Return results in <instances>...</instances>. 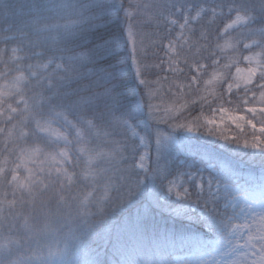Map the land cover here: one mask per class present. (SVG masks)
<instances>
[{"label":"snow or ice","instance_id":"1","mask_svg":"<svg viewBox=\"0 0 264 264\" xmlns=\"http://www.w3.org/2000/svg\"><path fill=\"white\" fill-rule=\"evenodd\" d=\"M142 29H153L150 48ZM221 41L229 42L231 57ZM242 61L243 70L237 66ZM0 65V80L6 81L0 86V123L10 125L0 128L8 138L0 150V264H54L51 251L44 257L34 249L63 233L69 220L77 225L76 253L59 264H104L85 252L97 217L130 202L148 180L224 225L219 176L180 174L184 179L176 186L162 165H145L140 155L153 130L159 148L162 124L216 134L208 127L214 119L188 121L184 111L167 108L161 114L153 101L154 86L162 81L169 84L166 95L177 102L188 96L201 112L204 105L220 112L222 121L226 105L246 112L227 115L237 135H220L236 150L244 135L242 149L251 150L245 154L258 156L264 168V0H0ZM214 83L216 91L200 95L201 85ZM133 127H142L148 144L128 136ZM82 143L91 147L78 148ZM106 185L114 195L98 198ZM259 198L264 225V183ZM257 245L259 259L251 264H264V227L255 235L249 229L243 247ZM169 256L162 251L153 264H238Z\"/></svg>","mask_w":264,"mask_h":264},{"label":"trees","instance_id":"2","mask_svg":"<svg viewBox=\"0 0 264 264\" xmlns=\"http://www.w3.org/2000/svg\"><path fill=\"white\" fill-rule=\"evenodd\" d=\"M145 2V0H140ZM148 3L153 0H147ZM147 16L143 22H147ZM217 24H221L217 21ZM144 35V47L150 48L153 42V29H142ZM151 55V53H149ZM224 55L231 56L229 52ZM149 79H154L150 77ZM157 85L154 86V90ZM135 84L133 83V88ZM209 89V87H208ZM205 92V88L201 87L200 95L206 96L209 91H216L215 83L210 90ZM156 91H154L155 94ZM170 97H167L169 100ZM198 99V98H197ZM211 99V97H209ZM155 101V100H154ZM178 111H184V116L191 121L196 116L200 118L209 112L206 105L203 106L201 112L200 104H193L188 96H182L177 102V98L171 103ZM184 106V107H182ZM187 108V111H185ZM161 114H163L161 112ZM2 119V118H0ZM69 119H71L69 117ZM10 127L0 123V128ZM140 132H144L138 128ZM160 130L171 136L169 141L161 142L157 148L155 131L150 142V164L152 160L162 165L167 174L170 176L180 158H197L203 161L213 162L221 169L228 170L248 184L264 183V168L261 167L259 157L255 160L250 159V153L243 150L242 147L236 150V144L225 141L223 138L205 133L204 128L199 132L193 131L188 133L183 129L169 130L165 125H160ZM238 134L234 132L232 136ZM71 139V137H69ZM241 140V138H240ZM8 143V138L4 134H0V150ZM87 149L91 147L87 143H82L78 148ZM249 154H245V153ZM87 155V153H85ZM149 164V165H150ZM159 186L154 185L151 180L146 181L142 191L138 192L130 202L109 211L104 217L99 219L93 225L92 236L87 242L85 252L89 259L96 261L97 258L104 264H139L136 259L139 257L135 253V248L139 245L141 248L145 245L154 249L161 248L162 251L167 250L170 254L180 251L182 243L190 245L197 243L206 237L221 235L227 228L228 221L225 217L224 225H216L213 221L204 215L199 218L194 212H189V201H176L168 208L176 206V215L161 210L163 204L158 201L157 193ZM113 194V193H112ZM88 195V193H84ZM188 203V204H187ZM148 209V211H146ZM188 211L191 218H188L185 212ZM185 214V215H184ZM87 219V218H86ZM83 220L80 224H83ZM77 225L69 220L64 227L63 233L53 234L45 239L42 248L34 249L38 253H42L46 257V253L51 248H63L68 256L73 257L76 253L77 241L72 235ZM62 241H65L63 243ZM157 242V243H154ZM175 242V249L170 245ZM51 247V248H50ZM74 251V254L72 253ZM151 251V250H150Z\"/></svg>","mask_w":264,"mask_h":264},{"label":"rangeland","instance_id":"3","mask_svg":"<svg viewBox=\"0 0 264 264\" xmlns=\"http://www.w3.org/2000/svg\"><path fill=\"white\" fill-rule=\"evenodd\" d=\"M155 2H160V0H155ZM226 22V21H225ZM220 27H223V24H218ZM223 45H225V52H229L232 56L229 48H228V41H221ZM163 55V53H161ZM230 56V57H231ZM242 70L247 67V63L242 61L238 65ZM3 66L0 65V69H2ZM211 74V70H209ZM231 72L233 76H236V67H232ZM241 76L244 75V72L242 71ZM6 83L4 80H0V86H3ZM176 83H180V81H176ZM169 87L168 83L161 82V84H158L156 86L155 95H157V99L153 101L154 104H157L160 106V112L163 113L164 109L167 108L169 111L175 112V108H172L173 101L176 96H168L166 95L167 89ZM201 87H204L210 90L211 86H205L201 85ZM206 92V90H205ZM167 97H170L169 100L165 101ZM215 107V106H214ZM227 109V115H245L248 114L244 112L242 109H238L234 106H225ZM227 115H225V120H221V113L220 112H212L209 111L206 114H204L201 117V123L208 119H214L215 123L213 125H208V127H211L215 131L214 136L221 137V133L224 135H227L229 137H232L233 133L238 131L235 128V124L227 121ZM243 124V122H240ZM53 128H57V125H52ZM60 131H63L62 129ZM161 133H164L163 130H160ZM186 131V130H185ZM195 131V130H193ZM192 132H188L190 134H193ZM205 133L207 134L206 129H204ZM248 132L251 130L248 129ZM127 134L129 137L135 136L137 144H148V138L145 136L144 132H140L138 128L133 127L132 129L127 130ZM167 134H163L161 136V142H165L167 140L164 139V136ZM222 138V137H221ZM241 147L244 140V135H241ZM81 148V147H79ZM249 153H251V150H247ZM140 155L145 156L144 163L145 165L150 164V159L147 157H150V145L148 147H141ZM140 160L139 156L137 157V165H139ZM192 173L194 175H200L205 178V180L208 179L209 175L213 176H219L221 179L220 183V191L218 195L220 196V205L221 208H223L225 205L227 206V221L229 222L227 225V228L223 232L222 235L211 237V238H205L197 243L202 244L203 247H201L199 250H194L193 248H190V245L182 248L180 251L176 253L170 254L169 258H176L179 257L181 260L184 258L189 259H202L205 261H220L221 259H229V260H235L238 262V264H251L252 261L259 259V245L255 249H249L243 247L245 244V241L248 239L249 236V229H251V233L253 235L257 234L258 230L261 227H264L260 223V217L262 215L261 208H260V198H259V191H260V185L261 184H248L244 180L240 179L235 174L229 172L228 170H223L220 167L216 166L213 162L209 161H203L199 160L197 158H180L177 160L176 165L174 167L173 173L170 175V178L175 180V185L178 186L182 181L183 177L180 176V174L187 175L188 173ZM227 184L228 188L225 189L224 185ZM207 191V190H205ZM213 191L215 192V186L213 188ZM113 193V194H112ZM109 195H114V192L112 190L111 186L105 187V191L98 194V198H106ZM157 199L159 202H161L162 207L161 210L165 212H170L174 215L177 213L176 206L172 208H168L167 205H172L174 202H176V198L174 196L170 197L165 192L161 191L159 189L157 193ZM188 204V203H187ZM189 212H194L195 215L197 214L199 218H202L204 215L201 213V209L198 208L194 203L190 202ZM174 205V204H173ZM186 211L185 214L188 218H191L189 212ZM184 214V215H185ZM192 219V218H191ZM65 243V241H62ZM157 243V242H154ZM51 248V247H50ZM155 248V247H152ZM151 247L143 246L142 248L138 245L137 248H135V253L139 256L136 261L139 264H153V261L156 260L159 255L161 254L162 250L161 248L154 249L155 252L152 251ZM231 249H237V252L235 255L230 256H223V253L226 251H230ZM151 250V251H150ZM49 251H51L52 256L50 257L51 261L54 262V264H59L61 260L64 259H71L73 257L68 256L65 250V246L63 248H51ZM46 253V257H48V253ZM253 252L256 253V255H253ZM72 253L74 254V251L72 250Z\"/></svg>","mask_w":264,"mask_h":264}]
</instances>
